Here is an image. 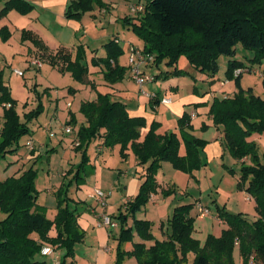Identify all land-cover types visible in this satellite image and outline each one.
<instances>
[{"label":"trees","instance_id":"1","mask_svg":"<svg viewBox=\"0 0 264 264\" xmlns=\"http://www.w3.org/2000/svg\"><path fill=\"white\" fill-rule=\"evenodd\" d=\"M144 1L143 12L125 17L124 22L142 40L143 52L153 56L156 68L163 62L170 67L163 72L164 77L182 73L176 67L180 55H185L196 70L212 76L218 69L217 58L221 55L233 57L237 44L255 54L247 64L229 59L226 80H238L241 75L234 77L235 69L248 68L250 72L254 62L264 58V0ZM93 3L105 7L101 0H68L64 16L78 19L84 11L91 9ZM33 8L29 0H0V17L10 10L26 15ZM0 33L3 40L10 36L6 26L0 28ZM21 38H30L37 47L45 49L28 31L23 30ZM117 39L115 36L102 44L103 56H96L92 49L90 59H87L80 44L74 58L63 50L48 54L46 58L54 66L56 60L61 59L60 70L66 68L79 83H84L89 74L98 72L106 83L114 84L126 74V67L118 61L124 48ZM152 75L155 79L160 76ZM261 82L264 87V72ZM91 86L95 97L81 101L84 122L79 125L73 141L78 143L73 149L80 154V161L66 171L68 182H63L55 192L54 216L49 218L46 207L37 201V170L32 165L0 179V212L3 214L0 217V264H49L51 255L41 253L44 246L56 252L63 251L59 264H74L75 244L85 236L78 221V208L83 201L70 197L65 186L78 188L91 175L88 147L97 139L105 147L119 145L121 158L125 159L131 152L139 165H146L139 174L137 194L124 203L125 210L119 206L118 214L110 216L117 220L119 228L115 237L118 241L117 264L125 257L134 258L136 264H233L236 245L241 264H248L253 255L264 264V162L250 139L253 134L264 135V97L255 94L251 88H238L228 96L214 97L209 105L207 113L221 130L232 155L238 160H250L249 164H241L238 187L253 198L256 217L252 219L242 212L218 208L217 216L226 227L219 236L208 234L201 244L193 236L194 217L190 214L193 203L176 205L171 215L160 222L161 239L153 240L149 220L135 216L140 206L158 189L155 174L161 162L169 161L175 168L190 173L201 167L199 150L205 140L191 134L190 114L183 112L174 131H161V123L153 120L143 133L142 129L147 127L144 116L130 115L123 102L96 90L95 84ZM69 90L76 91L77 88L69 87ZM16 106L17 101L11 96L4 79V68L0 65V158L18 152L20 138L31 132L28 122L42 111L41 103H38L21 120ZM74 123L71 112L66 124ZM161 191L169 194L171 189ZM129 218H132L130 224ZM135 237L140 240L136 241ZM150 240L153 241L148 244ZM126 243H130L127 249L124 248ZM189 253L194 255L192 262L188 260Z\"/></svg>","mask_w":264,"mask_h":264},{"label":"rangeland","instance_id":"2","mask_svg":"<svg viewBox=\"0 0 264 264\" xmlns=\"http://www.w3.org/2000/svg\"><path fill=\"white\" fill-rule=\"evenodd\" d=\"M105 3V7L98 4H92L91 9L84 11L80 18H66L63 15L66 6L54 7L46 15L39 10V2L36 15L41 13L47 23V28L41 32L44 35L43 41L53 48L55 51L62 50L70 53L74 58L76 50L80 44L87 53V59H90V52L95 49L94 54L101 56L102 44L110 38L117 37L116 41L124 48V52L119 57L120 65L126 67L125 78L120 85L123 93L120 98L126 102L128 108L134 107L139 97L140 104L146 106L147 114H154L161 121L163 131H173L177 129V109L181 107L185 112L196 111L199 118L193 122L190 132L197 138L205 140L204 146L199 150L202 165L199 169L192 173L175 168L169 161L161 162L159 169L155 174V180L161 186H168L171 189L169 194L163 193L161 190L152 193L153 199H148L146 203L140 206L135 213L137 218L147 219L152 223L151 234L154 239H161L162 233L159 225L161 221H165L172 213L173 208L177 204L193 203L190 214L194 217L193 236L204 243L208 234L219 236L226 224L217 216L218 208L225 211L237 213L242 212L249 218L256 217L255 202L253 198L242 188L238 187V176L242 163L249 164V159H236L229 148L225 144L222 132L217 128L210 117H208V106L214 97H223L233 94L238 88H251L252 91L264 97V87L261 82V76L264 72V58L260 62H254L250 72L243 71L238 80L230 79L226 81V67L229 59H237L249 63V59L254 56V51L243 48L240 44L235 46V54L233 57L221 55L217 58L218 69L211 76L202 73L191 66L185 55H180L176 62V67L181 70V74H172L164 77V71L168 67L164 62L156 68L153 61L148 64H142L141 70L150 74L155 68L156 74H159L156 80L144 84L143 89L147 93H157L161 98L170 97L173 104H156L152 109L148 103V97L140 93L139 86L131 77V72L127 68L129 45L142 48L143 42L139 39L124 22L125 17H134L137 13L143 12L144 0H101ZM133 5H142L143 9L139 12L133 11ZM46 16V17H45ZM75 22L77 23L75 25ZM32 33V28L27 29ZM33 34V33H32ZM27 43L34 42L27 38ZM16 41V40H15ZM22 41V40H21ZM22 42H25L24 40ZM25 44L23 48L20 40L11 41L10 51L6 52V61L4 64V79L10 87L11 96L17 101L16 110L23 120L24 114L35 109L38 103H41L42 111L28 122L30 134L22 136L19 140L18 152L15 154L7 153L4 158H0V179H4L11 174H18L28 166L32 165L37 170V178L35 186L38 193V203L45 206L48 217L55 210L56 197L55 192L67 183L68 178L65 177L66 171L74 164L80 161V154L74 151V137L79 125L84 121L83 114L80 112L81 101L94 98L95 90L91 84L101 83L103 78L98 72L89 74L84 83H79L73 79L71 73L63 68L60 70L62 60L57 59L56 65L48 62L47 58L37 52L33 56L38 57L42 62L41 67L30 66L27 61L28 49L30 44ZM99 49V50H98ZM31 57V58H32ZM5 60V59H2ZM17 69L23 72L22 76L16 75L13 70ZM93 83V84H94ZM69 87L77 88V90H69ZM97 90V89H96ZM190 97L196 99H207V103H189L182 104L181 100H188ZM69 104V105H68ZM73 113L74 124L70 125L71 132H65L64 127L67 126L70 113ZM2 108L0 107V126H1ZM206 122V124L202 123ZM221 133V137L213 139L214 134ZM253 140L259 158L264 162V135L253 134L250 137ZM30 140L33 148L29 149L27 141ZM94 141L88 149L89 154L94 153ZM30 150H32L30 152ZM183 152V147H181ZM35 157L29 158V155ZM104 153L108 157L107 165L114 168L117 173V167L124 168L126 165L119 154V148L104 147ZM134 158V155L131 154ZM17 159V160H16ZM17 161V162H14ZM244 161V162H243ZM123 162V163H122ZM121 164V165H119ZM137 180L136 190H123L127 180L120 179V188H110L108 190L109 197L106 198V205H98L99 208L109 216L118 214L119 206L124 209V203L133 198L139 189V174L142 169L138 166L136 170ZM117 175V174H116ZM88 183L87 185H89ZM86 185L85 183L82 184ZM82 188L75 186H65L70 197L76 198V194L80 192L79 197L86 199V193ZM77 189V190H76ZM82 192V193H81ZM128 192V193H127ZM248 196V199H245ZM89 198H87L88 200ZM153 200L157 206L153 205ZM88 202L97 203L89 199ZM200 207L209 209V213L201 216ZM0 212V217H2ZM115 220V219H114ZM117 220H115L116 222ZM129 224L132 218L128 220ZM111 238L108 243L109 251L104 252V260L100 264H117V245L118 241L115 237L118 235L119 228L113 227L109 229ZM136 241L140 240L135 237ZM152 240V241H153ZM147 241V243L152 242ZM130 243H126L124 248H129ZM96 241L91 237L78 242L74 247L75 264H97L94 259L96 255ZM63 251H58V257L61 258ZM193 253H189L188 260L192 262ZM238 246L233 250V264H241ZM120 264H136L132 257H125ZM248 264H263L254 255L250 257Z\"/></svg>","mask_w":264,"mask_h":264},{"label":"crops","instance_id":"3","mask_svg":"<svg viewBox=\"0 0 264 264\" xmlns=\"http://www.w3.org/2000/svg\"><path fill=\"white\" fill-rule=\"evenodd\" d=\"M29 1L33 3L34 8L28 14L22 15L15 10H10L5 16L0 17V28L3 26H6L7 30L10 32V36L7 38V40H3L2 35L0 33V65L3 68H4V64L7 63L5 55H6V52L8 50L10 51L11 41L15 42V45H16V41L20 40V43L22 46L18 45V47L23 48L22 50H24V47H25V44L27 43V40H24L25 42H22L23 40L21 38V32L23 30H27V29L32 28V31L34 30L32 32L33 36L35 38H37L45 47V49L43 50L37 46L36 47L33 46L32 43H27V44H30V47H26L28 49V54H29V56H27V61H29L31 59L34 52H37L38 56H41V54H43L45 57H47L48 54H54L55 53V51L52 50L53 48H49V46L45 43L46 41H43V39H42L44 37V35L42 34L41 31L44 28H47V25L45 24V23H47V21L44 20L41 13L43 12L44 15H46L54 7H57V6H60V7L63 6L64 7V6H66L68 0H40L39 10L41 11V13H39L37 15H36L35 11H37V6H38L37 3L39 0H29ZM64 13L65 12H63V15H64ZM76 24L77 23L75 22V25ZM101 53H102V54H100L101 56H103L105 54L104 49H103V52L101 51ZM30 55H32V56L30 57ZM2 59H5V60H2ZM30 66L35 67L34 65H30ZM92 70H95V68H93ZM152 71L155 72V74H156L154 67H153ZM101 76H102V74H101ZM124 78L120 82H117L114 84H108L104 80L99 84L94 83V82L93 83L95 84V87L98 91L109 93L111 95L112 99L119 100L126 105V102H124V100H122V98H120V93H123L122 88L120 89V85H122V81L124 80ZM155 94L157 95L158 100L148 98V103H150L152 109H154L156 104L160 103L159 99H161V97L157 93H155ZM94 97H95V95H94ZM199 102L207 103V99H196L194 97H190L188 100L184 99V100L180 101L181 105L184 103L189 104V103H199ZM172 104H173V102H171L169 105H172ZM126 108H127L130 115H135V116L140 115V116L145 117L147 127L142 129L143 133H145L147 131L149 124L153 120H156V121L161 123V121L159 120V118L157 116H155L152 113L147 114L145 112L146 106L140 104L139 97L137 99L136 105H134V107H132V109L128 108L127 105H126ZM208 108H209V106H208ZM176 109L178 112L177 115H179L178 117H180L183 114V112L185 111L183 108L179 107V105H178V107H176ZM188 113L191 116V123L193 124V122L196 121L199 118V116L196 113V111H190ZM208 117L211 118V116L209 114H208ZM202 123L206 124V122H202ZM160 130L163 131L162 127H160ZM220 137H221V133L216 131V134H214L213 139H218ZM74 140H75V138H74ZM90 146H91V144H90ZM93 146H94V153L89 154V152H88V155L90 158L89 164L91 166V175L86 178V181H85L86 185H83V186L81 185L79 188L84 187L83 189H84L86 194L89 191H91V189L93 187L101 188L105 192L108 193V190L110 188H115V187L120 188L119 185H121V183L119 181H120V179H122V180H127L126 184L122 185L123 190H126V191L128 190V192H129V190L132 189L133 191H135L136 185H137V180L135 179L136 178L135 176L137 175L136 170L138 169V166H140V168L143 170L146 167V165H139L135 156H134V158H132L131 157L132 153L129 152L125 159L122 158V160L126 164L124 166V168L121 169V168L117 167V173H114L113 170H111L114 168L107 165L108 164L107 161L109 159H108V157H106V155L104 153V147L105 146L102 145L101 140L100 139L95 140ZM89 147H88V149H89ZM112 148H119V145H115ZM77 154L79 155V153H77ZM35 155H36V153L33 156L29 155V158H33V157H35ZM119 165H121V164H119ZM88 183H90V184L87 185ZM167 188H169V187L168 186L167 187L161 186L158 183L157 191L158 190L160 191L162 189H167ZM79 194H80V192H78L76 194V198H77L76 200L83 201V203H81V205L78 208V210L80 211V216H79L78 221H79L81 228L85 232V236H84L83 240H86L87 238L91 237L93 240L96 241L97 250H96V255H95L94 259L97 261V264H100L101 260L102 261L104 260V255H103L104 252H108L110 250L107 245L110 241L112 232H110L109 227H97L96 226L97 218L102 213H104V211H102L99 208L98 204H97L98 207H96V205L94 203L88 202L89 199L87 200V198L86 199L80 198ZM108 195H109V193H108ZM86 197H87V195H86ZM108 197L109 196H107V198ZM153 197L154 196L151 195V199H153ZM72 198H74V197L72 196ZM245 199H248V196H245ZM153 205L157 206V203L155 202V200H153ZM177 205H179V204H177ZM54 214H55V210L53 211V213L51 214V216L49 218H52L54 216ZM56 254L58 255V251L56 252ZM74 261H75V258H74Z\"/></svg>","mask_w":264,"mask_h":264},{"label":"built area","instance_id":"4","mask_svg":"<svg viewBox=\"0 0 264 264\" xmlns=\"http://www.w3.org/2000/svg\"><path fill=\"white\" fill-rule=\"evenodd\" d=\"M133 11L134 12H139L140 10L143 9L142 5H133ZM129 56H128V62H127V67L129 68L131 72V77L135 81V83L139 86V91L140 93L144 94L147 96L149 99H155L157 98V95L155 93H147L144 91L143 86L147 82L154 81V75L141 70V65L142 64H148L152 62L153 56L151 54H147L143 52L142 48H139L137 46H133L132 44L129 45ZM30 65H34L37 67H41L42 62L38 57H33L29 60ZM243 71H248V68H237L233 71V76L237 77L242 74ZM13 72L18 75L22 76L23 72L17 69H14ZM228 81V80H226ZM159 101L162 104H170L172 102V99L170 97H163L159 99ZM69 105V104H68ZM65 132H71L70 126H65L64 127ZM78 143L75 142L74 146H76ZM29 149L33 148V144L30 140L27 141V144ZM108 196V193L105 192L103 189L98 188V187H93L91 191L87 193V198L94 200L98 205L104 206L106 204V198ZM209 213V209L205 207H200V215L204 216ZM96 226L97 227H117L118 223L115 222L109 215L102 213L96 221ZM42 254L46 255H51L52 261L49 264H59V258L58 255L56 254V251L52 250L48 246H44L41 250Z\"/></svg>","mask_w":264,"mask_h":264}]
</instances>
